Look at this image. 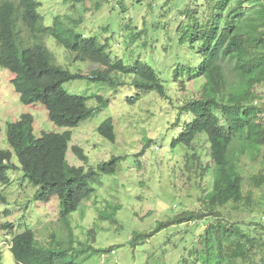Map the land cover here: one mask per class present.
I'll return each instance as SVG.
<instances>
[{
	"label": "trees",
	"instance_id": "obj_1",
	"mask_svg": "<svg viewBox=\"0 0 264 264\" xmlns=\"http://www.w3.org/2000/svg\"><path fill=\"white\" fill-rule=\"evenodd\" d=\"M93 1L100 8L109 0H63L80 5ZM118 3L126 10L121 0ZM40 5L37 0H0V66L13 75L11 83L22 104H41L53 124L72 129L110 103L101 95L69 94L64 85L72 81L88 80L115 92L131 87L136 95L127 96L130 105L151 93L169 100L165 83L151 65L140 58L127 63L112 57L108 44L79 30L83 15H59L52 26H45ZM181 16L177 44L190 58H178L174 78L182 84L202 79L203 84L198 96L180 107L173 128L182 125L183 129L171 147L184 149L192 171L196 145L205 138L212 163L207 168L213 180L199 198L198 210L162 222L148 234L135 233L131 241L136 245L167 227L213 219L205 226L199 248L193 251L194 259L184 264H264V221L247 223L221 214L223 208L231 206L235 211L261 214L264 220V100L257 92L264 86V0H192ZM45 36L70 52L74 61L90 62L98 68L84 74L58 65ZM93 99L97 106H89ZM98 132L115 142L113 119L105 120ZM71 137L67 130L42 132L38 138L34 117L24 114L8 124L11 149H0V183L10 185L9 173L21 172L23 179L38 187V201L59 200L60 220L67 225L69 217L94 197L102 177L117 174L123 159L113 156L96 168L72 166L68 161ZM72 149L87 162L82 148ZM103 216L99 218H109ZM1 229L9 232L14 264H82L102 252L88 246L95 240V228L88 232L90 242L72 236L58 241L52 236L47 244L29 228L14 234L13 224L5 223ZM3 261L0 249V264Z\"/></svg>",
	"mask_w": 264,
	"mask_h": 264
},
{
	"label": "rangeland",
	"instance_id": "obj_2",
	"mask_svg": "<svg viewBox=\"0 0 264 264\" xmlns=\"http://www.w3.org/2000/svg\"><path fill=\"white\" fill-rule=\"evenodd\" d=\"M37 1L41 4L39 12L45 26H52L59 15H83L84 23L79 30L87 37L95 36L100 43L108 44L112 57L123 58L127 63L140 58L151 65L165 83L169 100L151 93L130 105L127 96L136 95L131 87L115 92L88 80L72 81L64 85L69 94L101 95L109 100V107H102L75 128L58 127L49 120L41 104L21 103L11 83L13 75L0 66V149H11L7 141L8 124L24 114H31L34 134L38 138L42 132H72L68 150L72 166L96 168L113 156L123 157L117 174L102 177L94 197L69 217V225L60 220L57 198L49 203L38 201L35 197L38 187L23 179L21 172L11 171L12 183L8 186L0 183L3 264H14L9 250V232L1 229L5 223L13 224L14 234L27 228L33 230L42 244H47L52 236L58 241L72 236L75 240L90 242L88 232L95 228V240L88 246L102 252L91 255L82 264H184L185 260L192 261L205 226L213 219L167 227L136 245L131 241L135 233L148 234L162 222L183 212L198 210L199 198L212 184L213 178L207 168H211L212 163L205 138L196 145L200 160L196 159L199 158L196 154L192 171L184 149L171 147L183 129L182 125L173 128L180 107L196 98L203 84L202 79L182 84L174 78L178 58H190L185 48L178 47L176 28L182 18L181 12L189 8L192 0H121L126 10L119 5V0L104 2L100 8H96L94 1L82 5L63 0ZM105 28L108 30L104 31ZM134 34L136 39H133ZM44 41L54 53L57 64L71 72L81 70L89 74L98 68L90 62L74 61L73 55L58 46L51 36H45ZM257 92L264 100V86ZM97 105L95 99L89 101V106ZM108 118H112L115 125V142L98 132ZM73 146L83 149L86 163L76 156ZM14 161L18 164L16 157ZM221 214L247 223L264 221L261 214L235 211L231 206L223 208ZM100 215L109 218L100 219Z\"/></svg>",
	"mask_w": 264,
	"mask_h": 264
}]
</instances>
